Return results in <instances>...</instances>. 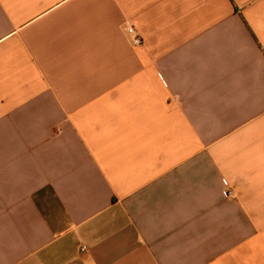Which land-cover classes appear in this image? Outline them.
I'll return each instance as SVG.
<instances>
[{"label":"crops","instance_id":"1","mask_svg":"<svg viewBox=\"0 0 264 264\" xmlns=\"http://www.w3.org/2000/svg\"><path fill=\"white\" fill-rule=\"evenodd\" d=\"M0 264H264V0H0Z\"/></svg>","mask_w":264,"mask_h":264},{"label":"built area","instance_id":"2","mask_svg":"<svg viewBox=\"0 0 264 264\" xmlns=\"http://www.w3.org/2000/svg\"><path fill=\"white\" fill-rule=\"evenodd\" d=\"M128 33L131 37L132 43L136 46H141L144 44V38L140 32V30L136 27V25L132 24L128 27ZM232 191H228L226 195H232ZM87 247L83 246L82 251H86Z\"/></svg>","mask_w":264,"mask_h":264}]
</instances>
